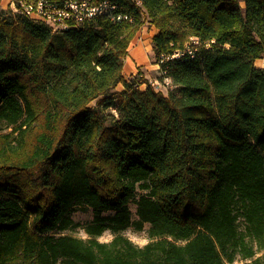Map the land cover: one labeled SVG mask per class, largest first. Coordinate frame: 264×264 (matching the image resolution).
Returning <instances> with one entry per match:
<instances>
[{
	"label": "trees",
	"instance_id": "1",
	"mask_svg": "<svg viewBox=\"0 0 264 264\" xmlns=\"http://www.w3.org/2000/svg\"><path fill=\"white\" fill-rule=\"evenodd\" d=\"M112 2L58 32L0 10V264H264V0ZM145 22L166 94L122 73Z\"/></svg>",
	"mask_w": 264,
	"mask_h": 264
},
{
	"label": "built area",
	"instance_id": "2",
	"mask_svg": "<svg viewBox=\"0 0 264 264\" xmlns=\"http://www.w3.org/2000/svg\"><path fill=\"white\" fill-rule=\"evenodd\" d=\"M4 9L12 13L22 14L29 19L44 23L51 31L69 29L82 24L85 19L103 13H112L111 18H122L121 13H113L117 9V4L112 0H6ZM123 17L126 18L124 15ZM187 53L191 56L194 51L190 48ZM182 51H175L165 58H182ZM163 78H166L165 71L161 70ZM170 83V81H167Z\"/></svg>",
	"mask_w": 264,
	"mask_h": 264
},
{
	"label": "rangeland",
	"instance_id": "3",
	"mask_svg": "<svg viewBox=\"0 0 264 264\" xmlns=\"http://www.w3.org/2000/svg\"><path fill=\"white\" fill-rule=\"evenodd\" d=\"M6 0H0V10H5L4 5H5ZM144 26L147 25L145 22L143 24ZM135 39H138V41H142L143 37L140 35H137ZM149 43V42H148ZM130 45V44H129ZM143 53L146 56V61L144 64H139V66H135V71L130 74L129 76L136 75L139 80L141 81L140 83V88H144L147 84H150L154 87L155 90H161L163 94H166L170 88H173L171 80L169 77L163 78L161 69L159 64L154 60V56L151 50V47L147 46L146 48L143 49ZM154 65H157V71H153ZM170 81L168 83L167 81ZM121 85H117V87H114L109 94L112 92H115L116 89H119ZM96 100H93L89 103V106L94 107L95 106ZM9 130V127L6 126V124L3 121H0V133L2 132H7ZM80 205L77 204L75 205L76 210H74L71 213V217L75 222L78 223L77 226L72 227L71 229H67L63 231L65 234L73 235L76 237L80 238H86L87 234L83 230V226L85 223H87L89 220H91L92 217V211L90 208L88 209H83L82 207H79ZM240 228H242V222L240 220L239 222ZM123 235L128 237L132 242L138 245H143L146 243L149 238L147 235V232L145 230H137L134 228H128L122 232ZM113 234L108 230H104L103 233L98 236V239L101 241H107V239H111ZM258 255V254H257ZM242 262L240 260L233 261L232 264H241Z\"/></svg>",
	"mask_w": 264,
	"mask_h": 264
},
{
	"label": "crops",
	"instance_id": "4",
	"mask_svg": "<svg viewBox=\"0 0 264 264\" xmlns=\"http://www.w3.org/2000/svg\"><path fill=\"white\" fill-rule=\"evenodd\" d=\"M240 4L243 5V2L240 1ZM147 23V22H146ZM157 32V29L152 24L142 25L140 29L137 30L134 37L132 38L130 45L128 47L127 55L124 59L122 73L124 78L127 80L129 78V75L132 74L135 71V66H139V64H144L146 61V56L143 53V49L149 46L151 47V40L152 36ZM137 35H140L143 37L142 41H138V39H135ZM149 42V43H148ZM254 66L264 68V54L261 58H258L254 62ZM153 71H157V65H154Z\"/></svg>",
	"mask_w": 264,
	"mask_h": 264
}]
</instances>
